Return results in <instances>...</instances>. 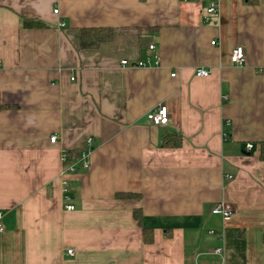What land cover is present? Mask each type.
Listing matches in <instances>:
<instances>
[{
	"label": "crops",
	"instance_id": "obj_1",
	"mask_svg": "<svg viewBox=\"0 0 264 264\" xmlns=\"http://www.w3.org/2000/svg\"><path fill=\"white\" fill-rule=\"evenodd\" d=\"M207 5L0 0V264H264V0H219L212 24ZM84 30L112 38L82 49ZM150 45L159 67H120ZM87 138L66 211L60 153Z\"/></svg>",
	"mask_w": 264,
	"mask_h": 264
},
{
	"label": "built area",
	"instance_id": "obj_2",
	"mask_svg": "<svg viewBox=\"0 0 264 264\" xmlns=\"http://www.w3.org/2000/svg\"><path fill=\"white\" fill-rule=\"evenodd\" d=\"M200 1V0H195ZM219 12V0H208V5L205 10L204 21L207 24H212L216 21L217 15ZM54 14H57L58 11L54 10ZM216 42H211L212 46H215ZM148 50L150 55H147L145 58L136 60L135 62H129L127 60H122L120 62V67L128 68V69H150V68H157L160 66V57L155 53V47L153 45L148 46ZM246 62L245 52L242 47H238L234 49L230 55V64L232 66L241 67L244 66ZM210 72L205 69L198 68L195 70V77L196 78H207ZM176 74H171V77L174 78ZM72 81L74 79H71ZM225 98V97H224ZM147 121L155 127H164L167 126L169 122V115L167 112V108L164 106H159L154 111L147 115ZM58 137L56 135L50 136L49 142L50 144H56ZM262 153H264V147L259 146ZM254 149L253 144H246L245 150L250 152ZM94 146L93 140L91 138H87L78 152V154H71L66 151H61L60 153V164L62 166L59 180L62 186V193H63V201L66 204L64 207L66 211H73L74 208L69 204L70 197H69V189H68V181L66 180L67 176L75 174L79 171H87L91 165V155L93 153ZM230 179V177H228ZM212 214L218 215L223 218V220H228L232 216V209L230 206L221 201L217 203L212 208ZM4 218L3 212H0V235L4 233V227L2 225V220ZM223 250L221 248L214 249L212 251L213 255H221ZM68 255L73 256V251L69 250Z\"/></svg>",
	"mask_w": 264,
	"mask_h": 264
},
{
	"label": "trees",
	"instance_id": "obj_3",
	"mask_svg": "<svg viewBox=\"0 0 264 264\" xmlns=\"http://www.w3.org/2000/svg\"><path fill=\"white\" fill-rule=\"evenodd\" d=\"M248 4H255L258 0H245ZM23 27L26 29H36V28H43V25L41 23H38L36 21H24ZM90 30H84L82 31V38H81V48L82 49H97L102 42H107L112 38V32L106 31L103 34H98V32H94ZM86 35V39L84 37ZM4 106L0 103V110H2ZM5 108H8V106H5ZM169 145L168 142L164 143V146ZM261 146L264 147V144ZM261 157L264 160V153L261 152Z\"/></svg>",
	"mask_w": 264,
	"mask_h": 264
},
{
	"label": "rangeland",
	"instance_id": "obj_4",
	"mask_svg": "<svg viewBox=\"0 0 264 264\" xmlns=\"http://www.w3.org/2000/svg\"><path fill=\"white\" fill-rule=\"evenodd\" d=\"M61 169H62V166H61ZM60 172H61V171H60ZM79 172H80V171H79ZM68 251H69V250H68ZM68 251H67V252H68ZM67 252H66V253H67ZM67 255H68V253H67ZM68 256H71V255H68Z\"/></svg>",
	"mask_w": 264,
	"mask_h": 264
}]
</instances>
